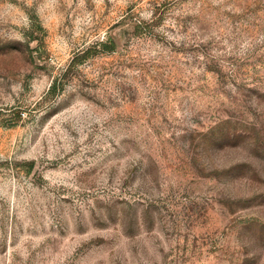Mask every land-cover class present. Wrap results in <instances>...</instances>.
<instances>
[{"label":"rangeland","instance_id":"374dc122","mask_svg":"<svg viewBox=\"0 0 264 264\" xmlns=\"http://www.w3.org/2000/svg\"><path fill=\"white\" fill-rule=\"evenodd\" d=\"M0 264H264V0H0Z\"/></svg>","mask_w":264,"mask_h":264},{"label":"trees","instance_id":"16d2710c","mask_svg":"<svg viewBox=\"0 0 264 264\" xmlns=\"http://www.w3.org/2000/svg\"><path fill=\"white\" fill-rule=\"evenodd\" d=\"M106 45H108V44H106ZM106 47H108V46H106ZM88 55H90V52H89V50L87 49V50H85V51L82 53V58H85V57H87Z\"/></svg>","mask_w":264,"mask_h":264}]
</instances>
